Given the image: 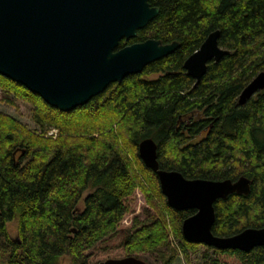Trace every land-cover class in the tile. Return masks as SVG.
I'll use <instances>...</instances> for the list:
<instances>
[{"label": "trees", "instance_id": "16d2710c", "mask_svg": "<svg viewBox=\"0 0 264 264\" xmlns=\"http://www.w3.org/2000/svg\"><path fill=\"white\" fill-rule=\"evenodd\" d=\"M149 3L158 16L127 44L155 39L179 48L84 106L60 112L0 76V90L29 105L36 126L0 112V264H56L63 257L67 264H94L129 255L147 264L143 255L160 264L180 255L188 260L199 244L184 240L181 224L194 210L166 203L138 155L147 138L157 144L162 169L188 179L251 180L247 195L214 203L213 234L264 227V90L238 104L241 91L264 72V0ZM214 31L228 54L209 62L195 85L183 63ZM49 128L56 139L45 138ZM206 250L211 264H228L226 256L233 264H264V246Z\"/></svg>", "mask_w": 264, "mask_h": 264}, {"label": "water", "instance_id": "95a60500", "mask_svg": "<svg viewBox=\"0 0 264 264\" xmlns=\"http://www.w3.org/2000/svg\"><path fill=\"white\" fill-rule=\"evenodd\" d=\"M159 14L149 0H0V76L37 95L60 112H71L102 94L109 85L163 57L172 55L177 42L162 44L148 39L119 48L120 42L135 38ZM219 31L210 33L199 49L183 63L186 75L197 85L207 64L228 54L218 46ZM264 90V72L241 91L244 106ZM145 167L156 175L168 206L193 209L181 224L187 242L214 249L250 251L264 246V227H247L220 236L211 228L214 203L231 193L247 195L251 180L188 179L175 170L159 167L157 144L147 138L138 145ZM74 231V230H73ZM94 264H147L129 255Z\"/></svg>", "mask_w": 264, "mask_h": 264}, {"label": "rangeland", "instance_id": "374dc122", "mask_svg": "<svg viewBox=\"0 0 264 264\" xmlns=\"http://www.w3.org/2000/svg\"><path fill=\"white\" fill-rule=\"evenodd\" d=\"M158 75H151L148 76L150 80H154L158 78ZM13 100L14 106H8L5 101ZM30 106L22 103L14 99L11 95L6 94L5 92L0 90V112H3L14 119L18 120L21 124L27 126L29 129L34 130L36 126L29 120L30 114ZM58 132L56 129L49 128L45 132V138L56 139ZM88 191H85L79 200V207L81 208L83 205V198L86 196ZM15 221H11L8 223V230L9 232L14 235L15 234ZM176 242V241H174ZM175 244V243H174ZM206 250V246L203 244H199L198 247L194 250H188V260H185L183 255H180L176 258L173 264H211L209 258H204V252ZM151 264H160L157 257L155 255H143ZM208 256L213 257L215 256L214 252L211 250L208 251ZM222 260L227 261L228 264H233L236 262L232 257H222ZM68 260L63 257L58 259L56 264H67Z\"/></svg>", "mask_w": 264, "mask_h": 264}, {"label": "flooded vegetation", "instance_id": "af4514ba", "mask_svg": "<svg viewBox=\"0 0 264 264\" xmlns=\"http://www.w3.org/2000/svg\"><path fill=\"white\" fill-rule=\"evenodd\" d=\"M129 41V40H128ZM127 41V42H128ZM121 42H124V41H121ZM121 42H120V44H121ZM127 42H124V44L122 45V46H120L119 45V48H121V47H124V46H126V45H131V44H134V43H131V44H127ZM135 43H141V42H135ZM179 48V47H178ZM187 59V58H186ZM145 69V68H144ZM144 69H143V71H144ZM143 71L141 72V74L143 73ZM141 74H139V75H141ZM138 75V76H139ZM131 76V75H130ZM192 79V78H191ZM195 81V80H194ZM233 181H235V180H233ZM244 195V194H243Z\"/></svg>", "mask_w": 264, "mask_h": 264}]
</instances>
